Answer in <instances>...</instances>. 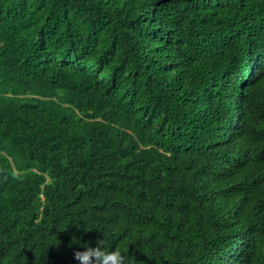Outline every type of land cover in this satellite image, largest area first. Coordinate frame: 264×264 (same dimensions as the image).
Here are the masks:
<instances>
[{
  "label": "trees",
  "instance_id": "obj_1",
  "mask_svg": "<svg viewBox=\"0 0 264 264\" xmlns=\"http://www.w3.org/2000/svg\"><path fill=\"white\" fill-rule=\"evenodd\" d=\"M103 233L264 264V0H0V264Z\"/></svg>",
  "mask_w": 264,
  "mask_h": 264
},
{
  "label": "clouds",
  "instance_id": "obj_2",
  "mask_svg": "<svg viewBox=\"0 0 264 264\" xmlns=\"http://www.w3.org/2000/svg\"><path fill=\"white\" fill-rule=\"evenodd\" d=\"M74 242L79 243L83 249L82 251L76 250L74 252V258L77 264H132L133 262L131 256L125 257L116 248L113 250L112 244L105 235L95 245L89 241H83L80 238H75Z\"/></svg>",
  "mask_w": 264,
  "mask_h": 264
}]
</instances>
